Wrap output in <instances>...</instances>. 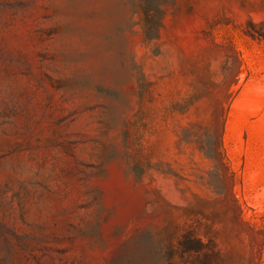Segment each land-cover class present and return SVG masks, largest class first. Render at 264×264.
<instances>
[{
  "label": "rangeland",
  "instance_id": "374dc122",
  "mask_svg": "<svg viewBox=\"0 0 264 264\" xmlns=\"http://www.w3.org/2000/svg\"><path fill=\"white\" fill-rule=\"evenodd\" d=\"M0 264H264V0H0Z\"/></svg>",
  "mask_w": 264,
  "mask_h": 264
}]
</instances>
